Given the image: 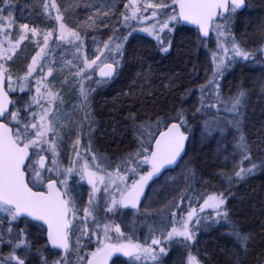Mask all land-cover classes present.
<instances>
[{
    "label": "snow or ice",
    "instance_id": "snow-or-ice-1",
    "mask_svg": "<svg viewBox=\"0 0 264 264\" xmlns=\"http://www.w3.org/2000/svg\"><path fill=\"white\" fill-rule=\"evenodd\" d=\"M0 4L4 5L0 7V213L4 214L0 215V246L10 249L6 255H0V264H32L34 240L43 241L36 246L40 264H49L44 259V249L48 246L49 251L63 250L67 254L69 233L76 227L74 222L77 219L80 225L78 247L81 238L87 239V247L95 245L93 251L79 257L82 264H109L110 261L111 264H124L120 256L129 258L130 264L142 261L164 264L163 257L168 254L175 238H181L184 247L190 248L197 243L200 231H206L219 220H229L230 191L228 195L219 192L205 198L189 185L180 193L178 200L170 202L167 213H159L161 223L150 230V244L147 241L133 243L121 231L119 224L104 223L109 215H125L126 209L139 211L142 198H147L146 189L171 173L179 171L180 175L187 173L192 179L196 177L193 161L186 159L187 145L193 136L187 110L181 107L175 116L164 120L158 118L154 127L147 121L137 124L138 116L130 113L128 119L136 134L135 149L109 162L93 147L91 125L95 121L89 113L85 111L86 119L73 121L63 109L53 110L57 93L43 81L56 70V66L49 65L47 61L50 41L54 36L57 46L66 43L74 49L73 59L64 66L75 61L76 71L71 83L78 86L85 109L89 106L86 102L95 91L93 83L98 88L122 74L128 51L126 45H131L129 38L135 39L134 33L153 37L163 53L170 52L173 34L190 30L188 26H194L199 45L204 48H208L214 36L215 48L210 52L211 78L199 86L200 107L195 109L193 117L196 113L209 117L204 120L202 140L207 139L213 127L220 131L229 126L236 129L238 136L234 133L233 139L237 141L239 155L249 162L250 167H239V170H234V176L222 173L230 189L234 180L244 181L258 167L243 133L246 92L241 86L235 95L225 97L221 83L225 74L240 61L251 62L255 58V52L247 50L233 35V22L238 10L248 7L246 0L149 2L143 5V11L152 9L151 17L143 16L142 20L137 15L141 9L133 6L131 15L122 14V27L126 33L113 26V35L102 42V47L95 36L92 37V43L96 45L94 58L83 54L84 37L61 22L63 17L56 4L45 3L47 15H51L52 9L57 13L55 20L59 34L55 35L56 28L44 34L42 44L37 42L39 51L32 56L25 74L15 80L5 65L13 61L20 41L26 38L29 25H20L19 38L14 42L12 30L15 19L9 10L13 5L10 0H0ZM128 7L125 5V8ZM150 19H155V23L143 26V21ZM132 20H136L138 26L129 23ZM260 31L261 44L257 51L264 52V26ZM31 32L34 36L38 34L36 28H32ZM97 75L99 78L94 80ZM33 80L36 95L23 99L22 103L21 98H13L12 94L17 91L31 94ZM217 105L230 112L232 119L220 117L221 108ZM64 119L68 120L67 124L61 122ZM82 137H87L84 145H81ZM69 151L74 156L67 155ZM64 156H67L66 167L61 164ZM49 159L50 165L47 163ZM232 159L235 160L236 156L233 155ZM259 167L264 169V158H261ZM110 168L115 171H109ZM82 183L88 186L86 205L80 201L78 188ZM206 210L215 215H204ZM81 212L83 215H80ZM21 224L23 227H20ZM169 224L172 225L170 231L167 230ZM30 228H34L35 232H30ZM112 231L116 234L115 238L110 235ZM230 235L242 242L243 254H247L249 235L242 236L234 223L231 224ZM54 254L58 259L51 264H65L66 256L58 251ZM231 255L235 257L234 264H243L240 251H233ZM189 264L199 262L189 254Z\"/></svg>",
    "mask_w": 264,
    "mask_h": 264
},
{
    "label": "trees",
    "instance_id": "trees-1",
    "mask_svg": "<svg viewBox=\"0 0 264 264\" xmlns=\"http://www.w3.org/2000/svg\"><path fill=\"white\" fill-rule=\"evenodd\" d=\"M32 1L20 0V4L29 9ZM120 2L121 0H109L112 5L110 12L116 15V25L120 20L116 9ZM246 4L248 7L235 17L233 35L245 48H257L261 44L260 29L264 26V0H246ZM130 40L131 45H126L128 51L125 53L122 74L106 91L108 94L106 93L104 101L100 105L95 104L93 109L96 120H103L110 126V141L104 140V148L110 149L112 154L130 151L132 148L135 133L128 119L130 113L138 116L137 124L147 121L151 125L158 118L164 120L175 116L181 107H185L189 90L190 95L195 91L200 93L201 83L198 78L203 75L201 68L204 67V62L208 63L193 30L174 33L173 46L168 54L158 52L150 39L140 37ZM252 62L253 64L240 61L221 81L225 97L235 95L241 86L246 92L243 133L252 149V159L258 167L244 181L234 180L229 189L225 175H222L234 176V170H239V167H250L249 162L239 155L240 149L233 139L236 129L229 126L220 131L213 127L209 130L207 139L202 140L204 120L209 117H202L199 113L193 117L195 110L187 114L194 132L188 143L186 159L193 161L192 168L196 170V177H189L188 182H183L180 187L174 186L173 196L175 199L179 198L186 185H190L205 198L213 193L224 192L228 195V191L231 192L228 196L229 220H219L206 231L197 234L198 240L192 246L191 255L199 264H234L235 257L231 255L233 251L241 252L243 264H262L264 260V169L259 167L261 158H264V63L260 59V53ZM217 107L221 108L220 117L232 119L230 112L223 110L221 105ZM93 120L96 121L94 118ZM122 125L127 130H123ZM233 155L236 156L235 160L232 159ZM182 185L185 186L182 188ZM152 192L151 188L146 200ZM173 196H166L167 199H164L165 197L155 193L147 209L148 214L137 218L135 227L146 233L158 227L161 223L159 213H167ZM202 202L200 199V203ZM186 204L187 201L184 206ZM209 213L215 215L211 210H206L204 215ZM233 223L242 236L249 235L247 254H243L242 242L230 235ZM167 230H171L170 224ZM184 248L181 238H175L164 264H189L186 253L188 249ZM123 262L129 264L130 261Z\"/></svg>",
    "mask_w": 264,
    "mask_h": 264
},
{
    "label": "rangeland",
    "instance_id": "rangeland-1",
    "mask_svg": "<svg viewBox=\"0 0 264 264\" xmlns=\"http://www.w3.org/2000/svg\"><path fill=\"white\" fill-rule=\"evenodd\" d=\"M53 2L60 9V15L63 17V20L61 22L65 23L67 28L80 33L81 36L84 37L85 44L83 48V54L90 58H94V51L96 45L92 43L93 36H95L97 42L102 47V42L107 41L108 37L113 35V26H115V29L119 31H124L126 33V29L122 27V14L131 15V12L133 11V6H135L141 9L142 16L141 12L137 13V15L140 16L141 20L143 19V16L151 17L152 9L143 11V5L149 2L159 3L161 2V0H121V2L116 8L117 17L118 15L120 16L118 25L115 24L116 15H113L110 12V6L112 5L109 3V0H33L30 3L31 8L29 9L26 7V5H21L20 0H10V3L13 6L9 10L12 11L13 17L15 19V27L12 30L14 42L16 39L19 38L20 25L25 23L29 25V30L26 33V38L23 41H20L19 47L16 50V54L14 55L13 61L8 62L5 65L7 68L10 69L13 80H15L18 76H23L25 74V70L27 68V65L31 62L32 56H34L36 52L39 51V48L37 47V42L42 44L44 34L52 28L57 29L55 35L59 34L58 22L55 20V16L57 15L55 9L51 10L50 16L45 13L44 9L45 3L51 4ZM164 2L170 3V0H164ZM91 3H93L92 6ZM125 5H129V7L125 8ZM0 7H4V5L0 4ZM105 13H107V15H105ZM129 23H131L133 26H138V22L136 20L129 21ZM152 23H155V19L143 21V26L147 27ZM106 24L108 25L107 27H105ZM32 28L37 29V35L34 36L32 34ZM134 36L135 38L141 37L150 39L155 44V48L158 52H160L161 54H168L161 52L157 48L156 41L153 37H150L145 33L139 32L134 33ZM129 39L132 38L130 37ZM199 47L202 48L205 58H208V63L204 62V67L201 68L203 75L200 76L201 78H198L199 83H201L202 85L206 83L207 79L211 78L212 63L210 52L215 48V37L213 36L212 39L209 41L208 48H204L200 45ZM246 49L255 52V58L253 59V61L257 58V55L260 53V51H257L258 47H248ZM73 52L74 49L69 44L61 43L59 46H57L55 36L53 37V39L50 41V51L47 56V61L49 65H55L56 70L54 71L52 76H46L43 83H46L48 85V88L57 93V100L52 105L53 110H56L57 108L63 109L64 114L67 116H71V119L73 121L86 119L85 111H87L91 118H94L96 120L97 118L95 117V111H93L95 104L100 105V102L104 101L105 95L108 94L106 91L112 84L116 82L118 77L113 81L102 84L98 88L93 83L92 87L95 89V91L91 93L89 100L86 102L89 106L87 107V109H85L82 104V100L79 96L78 86H75L73 83H71L73 81L74 73L76 71L75 61H73V64L71 65L64 66L67 64V61L73 59ZM251 64H253L252 61ZM46 71L47 66L45 67V72ZM93 79L95 80V76L93 77ZM41 91L43 92L44 89L42 88ZM12 95L13 98H21V103L23 102V99H30L31 95H36L35 80L32 81L31 94H29L27 91L23 93L17 91ZM199 100L200 93L195 91L192 95L188 94L187 102L184 107V109L187 110V114L193 113V111L197 108L199 104ZM41 102L45 103V101ZM61 122L67 124L68 120L64 119ZM152 126L154 127L155 124H153ZM91 128L93 137V147L95 148L97 153H99L102 157H105L109 162L115 160L121 155H126L127 153L134 151L135 138L130 151L126 150L118 154L115 152L114 154H112L113 152H111L110 149L107 148V150L106 148H104V142H106L104 140L106 139L107 142L110 141V137L108 135V128H110L109 124L107 122H104L103 120L101 122L99 120H96L95 123L91 125ZM191 128L194 132V128ZM122 129L127 130L126 127H124L123 125ZM133 135L135 137L136 134ZM86 142L87 137H82L81 145H84ZM67 155L74 156V153L69 151ZM90 159L91 158L89 157V160ZM47 163L49 165L51 164L50 159L47 161ZM61 164L64 167L67 166V156H64L62 158ZM108 170L113 172L115 171L114 168H110ZM188 178L189 175L187 173H185L184 175H180L179 171H177L176 173L169 174L166 178H162L159 182L153 185V192L151 193V196H149L148 200L144 202L143 206L138 212H125V215L123 216H120L119 214H117L116 216L109 215L107 218L104 219L103 222L109 224H119L121 227V231L124 232L125 236L130 239L133 243L143 244L145 243V241H147L150 244L151 241L150 239H148L150 233H146L144 231H141L138 227H135L134 224L136 219L142 216L144 217L146 214H148L147 209L148 207H150L155 193H157L158 195H162L163 198L165 197L164 199H167L166 196L175 195V191L173 190L174 186L180 187L183 182H185L186 184L188 182ZM73 179L76 178L74 177ZM183 186L185 185H182V188ZM78 190L80 192L81 203H87L88 188H85L81 184ZM171 198L172 202L175 197L173 196ZM176 200H178V198H176ZM0 215L4 214L0 213ZM80 215H83V213L81 212ZM74 223L76 224V227H74L69 233L70 248L69 252L65 255V264H82L79 257L86 256L90 251H93L95 248L94 244L91 248L86 246V238L79 239L78 247V237H80L79 220L77 219ZM20 227H23V225L21 224ZM30 232L34 233L35 229L30 228ZM110 235L114 238L116 237L114 231L110 232ZM33 244L34 247L32 250L31 257L32 264H40V256L36 253V246L39 244H43V242L42 240H34ZM192 246L190 248H187L188 251L186 253L188 258L189 254H192ZM9 251L10 249L8 247L0 246V255H6ZM166 256L163 257V261H165ZM44 259L48 260L49 264H51V261L58 259V257L54 253L47 252L46 249H44ZM140 264H152V262L142 261L140 262Z\"/></svg>",
    "mask_w": 264,
    "mask_h": 264
},
{
    "label": "water",
    "instance_id": "water-1",
    "mask_svg": "<svg viewBox=\"0 0 264 264\" xmlns=\"http://www.w3.org/2000/svg\"><path fill=\"white\" fill-rule=\"evenodd\" d=\"M243 11H244V9H243V10H238V13H241V12H243ZM188 29L195 30L194 26H188ZM261 60L264 62V52H261ZM97 72H98V70H97ZM95 78L98 79V78H99L98 75L95 76ZM149 188H150V187H149ZM149 188L146 189V194H147ZM143 201H144V199L142 198V202H143ZM142 202H141V204H142ZM140 206H141V205H140ZM126 210L133 211V210H131V209H126ZM134 211H135V210H134ZM49 247H50V246H49ZM58 251H59L62 255H65V253L63 252V250H58ZM117 255H120V254H117ZM114 259H115V257H114ZM120 259H122V260H129V258H127V257H123V256H120ZM109 264H111V261L109 262ZM262 264H264V260H263Z\"/></svg>",
    "mask_w": 264,
    "mask_h": 264
},
{
    "label": "flooded vegetation",
    "instance_id": "flooded-vegetation-1",
    "mask_svg": "<svg viewBox=\"0 0 264 264\" xmlns=\"http://www.w3.org/2000/svg\"><path fill=\"white\" fill-rule=\"evenodd\" d=\"M82 185L85 187V188H88V186L86 185V183H82ZM87 203L84 202L83 205H86ZM126 212V211H125ZM43 242V241H42ZM49 246L48 248H45L47 252H50V253H54V252H57V250H53V251H49ZM61 255V254H60Z\"/></svg>",
    "mask_w": 264,
    "mask_h": 264
},
{
    "label": "bare ground",
    "instance_id": "bare-ground-1",
    "mask_svg": "<svg viewBox=\"0 0 264 264\" xmlns=\"http://www.w3.org/2000/svg\"><path fill=\"white\" fill-rule=\"evenodd\" d=\"M34 10V9H33Z\"/></svg>",
    "mask_w": 264,
    "mask_h": 264
}]
</instances>
